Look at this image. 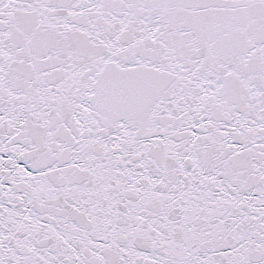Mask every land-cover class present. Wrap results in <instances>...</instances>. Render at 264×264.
Segmentation results:
<instances>
[{"label":"snow or ice","instance_id":"6c2138e0","mask_svg":"<svg viewBox=\"0 0 264 264\" xmlns=\"http://www.w3.org/2000/svg\"><path fill=\"white\" fill-rule=\"evenodd\" d=\"M0 264H264V0H0Z\"/></svg>","mask_w":264,"mask_h":264}]
</instances>
